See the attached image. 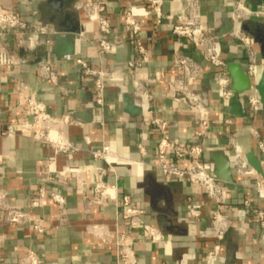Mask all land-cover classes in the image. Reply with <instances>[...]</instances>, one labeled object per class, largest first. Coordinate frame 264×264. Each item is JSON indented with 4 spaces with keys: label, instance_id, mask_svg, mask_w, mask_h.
<instances>
[{
    "label": "crops",
    "instance_id": "1",
    "mask_svg": "<svg viewBox=\"0 0 264 264\" xmlns=\"http://www.w3.org/2000/svg\"><path fill=\"white\" fill-rule=\"evenodd\" d=\"M80 1L84 0H0L4 7L17 9L31 24L49 25L60 33L68 28L80 29L75 55L61 58L54 50V36L53 45L38 49L27 62L0 71V126L11 124L15 127V135L11 138L0 132V190L8 192L7 201L11 206L30 210L43 218L46 228L45 233L39 235L29 226L10 224L0 208V235L6 237L1 249V264H18L25 247L34 248L42 264H113L116 258L114 239L118 232L127 233L133 239L138 264H207L206 255L215 242L208 213L210 201L204 191L190 181L162 176L156 167L160 133L145 122L146 115L166 120L168 136L175 142H202L205 163L210 169L212 150H224L230 156L237 183L229 190L224 211L233 226L223 242L219 264H264V227L244 204L250 199L264 210V200L258 198L254 188L256 178L264 179V153L258 146L259 140L264 142V112L263 109L254 112L245 96L240 100L248 116L231 115L215 82V73L219 70L228 73L230 62L248 65L243 47L230 37L233 30L247 31L264 42V16L236 21L233 19L234 3L241 2L264 12V0H199L204 26L214 36L230 26V22L233 24L232 30L224 35L229 47L228 52H222L227 63L224 68L210 65L191 42L172 34L176 17L188 10L186 0H164L161 24L156 23L148 0H101L107 6L106 15L112 25L109 38L114 48L111 54L102 53L95 45L98 27L77 9ZM129 11L142 23L140 34H135L125 22ZM11 45H14L12 40ZM140 45L146 48L149 61L140 68H132L129 62L141 58ZM256 49L263 63L262 50L257 43ZM177 51L192 55L205 68L199 87L211 110L212 129L204 139L197 135V115L187 104L167 94L168 83L175 78L172 59ZM42 58L49 60L58 72L57 83L39 77L37 62ZM77 58L110 71L105 106L97 104L93 84L82 75L75 63ZM137 81L149 91L151 100L135 97ZM19 82H26L36 91L54 116L73 115L79 123L66 129L73 143L86 150L110 145L127 163L114 164L110 168L106 161L93 159L87 151L72 157L56 155L36 142L32 130L19 124L21 120L32 121L19 104ZM126 94L136 99L142 107V115L132 117L124 111ZM227 119L231 123H227ZM231 139L243 148L255 176L236 173ZM69 164L78 166L81 169L79 177L90 185L96 180V168L106 169L104 180L116 186L117 201L97 204L92 191L86 193L60 177L57 172ZM41 190L64 195L66 204L54 203L49 195L39 199ZM124 196H129L136 206L145 210L143 219L157 226L165 239L152 242L144 229L127 224L120 204ZM36 200H40L38 205H34ZM194 203L204 208L199 221L190 216ZM158 211H162L181 233L163 231L158 224ZM108 236H111L110 241L103 242Z\"/></svg>",
    "mask_w": 264,
    "mask_h": 264
},
{
    "label": "built area",
    "instance_id": "2",
    "mask_svg": "<svg viewBox=\"0 0 264 264\" xmlns=\"http://www.w3.org/2000/svg\"><path fill=\"white\" fill-rule=\"evenodd\" d=\"M156 18V23L163 22L164 0H148ZM188 10L178 14L172 28V34L191 42L201 53L204 60L216 68H224L227 63L222 56V51L217 37L208 30L203 23L199 0H186ZM77 9L83 11L89 21L98 27L99 36L95 41L98 50L104 54L113 52L114 43L109 35L112 33V25L108 19L107 6L101 0H84L77 4ZM36 14V12H34ZM253 16H264V12L253 10L241 2L234 3L233 19L242 21ZM126 24L135 34L142 31V23L138 21L131 11L127 12ZM60 32L49 25H36L27 22L17 9L4 7L0 3V71L13 68L28 61L38 49L54 44V36ZM230 37L239 42L246 54L248 65L247 72L254 83L261 75L263 63L258 57L255 36L247 31L238 29L230 33ZM11 40L13 46L11 45ZM141 58L129 62L130 67L140 68L149 61V55L143 45L139 46ZM76 65L82 75L90 80L94 87L96 102L100 106L106 104V87L111 77L110 71L104 67H95L85 60L77 58ZM172 68L175 78L168 83V96L177 102L185 103L190 110L197 115L198 137L204 139L212 129L211 110L201 95L199 82L204 76L205 68L203 63L196 60L192 55L184 52H175L172 59ZM38 75L43 81L57 83L59 74L53 68L52 63L46 58L37 62ZM215 82L221 99L230 104L247 96L248 102L254 112H261L263 105L257 91L248 95H239L231 89L232 79L230 75L222 70L215 73ZM134 95L137 98L151 100L149 91L140 82L134 84ZM19 104L24 114L32 118V121L21 120L22 128L32 130L33 139L50 148L56 155L64 154L70 157L87 151L95 160H104L110 168L114 164H125L127 161L115 153L110 145L93 147L88 150L73 143L66 133L69 126L79 122L72 114H65L61 117L51 114L44 101L39 99L36 91L32 90L26 82L18 83ZM145 122L156 127L160 133V139L156 148V167L162 176L173 179H186L192 184L200 187L210 201L208 210L211 220V234L214 237V245L206 255L207 264H219L222 257V247L226 236L233 226V222L225 214L224 207L229 199V189L221 182L208 168L205 163V146L202 142L191 144H180L168 136L169 123L156 115H146ZM231 123L230 119L226 120ZM254 131V130H253ZM0 132L4 137L11 138L15 135L14 125L0 126ZM257 137L258 133L254 131ZM234 148V164L236 173L244 177L255 176V170L250 166L241 145L231 139ZM260 150L264 153V142L258 141ZM185 163V165H184ZM81 169L69 164L59 170L57 174L65 180L71 181L75 186L84 192L92 191L96 195L97 204H107L109 200L117 201L116 186L105 182L104 177L107 170L97 167L95 170L96 180L93 185L79 177ZM255 190L258 198L264 200V179L256 178ZM49 195V198L56 204L65 205L64 195L52 191L46 193L41 190L40 198ZM8 192L0 190V208L4 210L6 222L15 226H29L34 232L41 235L46 231L43 218L35 216L32 211L11 206L8 201ZM36 200L34 205H38ZM120 204L123 206V214L126 222L133 228L144 229L152 242L165 239L163 232L143 219L145 210L136 206L129 196H124ZM245 206L252 211L264 227V210L255 206L250 199L245 200ZM203 205L194 203L190 207L191 218L199 221L203 215ZM242 230V229H241ZM111 236L103 238L108 243ZM6 237L0 235V264L1 249L5 245ZM116 258L113 264H138L134 250V241L131 236L124 232H118L114 239ZM264 256V251H263ZM18 264H42L40 254L31 247L22 249V255Z\"/></svg>",
    "mask_w": 264,
    "mask_h": 264
},
{
    "label": "water",
    "instance_id": "3",
    "mask_svg": "<svg viewBox=\"0 0 264 264\" xmlns=\"http://www.w3.org/2000/svg\"><path fill=\"white\" fill-rule=\"evenodd\" d=\"M232 28L233 24H231L230 22V26L223 28L217 34V40L220 45V49L224 53L229 51V47L224 35L227 32H230ZM79 32V28H68L63 33H59L56 35V45L54 50L61 58H67L75 55L76 39ZM255 42L261 47L262 58L264 61V42L258 36L255 37ZM228 73L232 79L231 89L237 94L244 96L251 91L258 92L261 98L264 112V62L260 78L256 83L252 81L247 72V68L240 62H230L228 64ZM123 103L124 111L132 117H138L142 115V107H140L136 103V99L132 95H124ZM228 110L229 113L235 117L243 118L248 116V113L245 111L244 104L241 100H235L231 102L228 105ZM210 161L212 163V171L214 175L221 182H223L229 190H233L235 188L237 180L232 169L230 156L224 150L215 149L210 153ZM152 206L155 207V204L152 203ZM158 212V224L163 231L170 232L172 234L181 233V231L162 211ZM205 221L206 220H203V222ZM202 229H204L203 225Z\"/></svg>",
    "mask_w": 264,
    "mask_h": 264
}]
</instances>
